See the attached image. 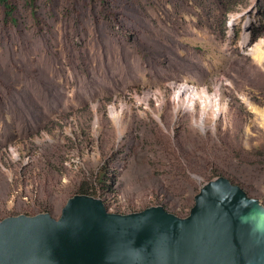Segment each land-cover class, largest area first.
Returning <instances> with one entry per match:
<instances>
[{"label":"rangeland","instance_id":"1","mask_svg":"<svg viewBox=\"0 0 264 264\" xmlns=\"http://www.w3.org/2000/svg\"><path fill=\"white\" fill-rule=\"evenodd\" d=\"M110 2H22L9 29L0 17V207H16L23 173L31 194L37 173L61 179L57 218L71 179L103 172L116 192L90 195L139 210L188 214L219 176L264 203V159L232 157L264 150V0Z\"/></svg>","mask_w":264,"mask_h":264},{"label":"water","instance_id":"2","mask_svg":"<svg viewBox=\"0 0 264 264\" xmlns=\"http://www.w3.org/2000/svg\"><path fill=\"white\" fill-rule=\"evenodd\" d=\"M0 264H264V203L226 176L202 185L185 216L162 205L111 212L77 193L58 218L2 219Z\"/></svg>","mask_w":264,"mask_h":264},{"label":"trees","instance_id":"3","mask_svg":"<svg viewBox=\"0 0 264 264\" xmlns=\"http://www.w3.org/2000/svg\"><path fill=\"white\" fill-rule=\"evenodd\" d=\"M103 2V7H106V4L108 5L110 0H100ZM22 2L28 3V5L35 11V0H0V17L2 18V24L6 29H9L10 27L20 26L21 25V14L19 13L18 9L19 6L22 4ZM189 101L193 103V99H189ZM155 138L157 139V142L163 149L170 150V138L164 135L162 129H155ZM175 153V152H174ZM244 153L241 149L232 151V157H235L239 159L244 164H255L263 161L264 159V150H252L249 153H247V156H243ZM83 170H80L78 173V176L81 177L83 174ZM32 176L33 173H23L21 174L20 179H16L18 183H23L25 186L23 187V192L16 196L14 195L15 205L16 207L12 210H8L7 207H0V221L4 219L5 217L9 215H16L20 213H28V214H36L39 212H52L53 205L51 202V196L54 195V192L62 189L63 186L61 184L60 180H55V176L51 173H37V177L43 176L44 181H38L33 186V192L29 193V190L27 187L30 186L32 183ZM92 177L85 175L84 178L79 179V182H75L74 177L71 179L72 183H76V190L72 193H82V194H92L97 195L96 186L98 183L101 185H104V187L107 188L109 191H115V183L112 182L113 180H108L109 177L105 175V172H103L100 177L98 176L94 179H91ZM42 179V178H40ZM50 179V182L47 180ZM230 179V178H229ZM20 180V181H19ZM55 180V181H54ZM233 183L238 184L242 186L250 196V190L252 189L249 186H245L244 184L237 183L232 178L230 179ZM27 186V187H26ZM33 195V198L31 195ZM116 196V194H115ZM100 197H102L100 195ZM104 197V196H103ZM114 197V196H113ZM112 197V198H113ZM107 206L112 208L115 212H128V211H138L139 209L136 207V202H130L126 204L125 202L117 201L115 198L111 201L105 200ZM169 209V208H167ZM170 210V209H169ZM112 212V211H111ZM176 214L185 216L187 213H184L182 211H174Z\"/></svg>","mask_w":264,"mask_h":264},{"label":"bare ground","instance_id":"4","mask_svg":"<svg viewBox=\"0 0 264 264\" xmlns=\"http://www.w3.org/2000/svg\"><path fill=\"white\" fill-rule=\"evenodd\" d=\"M260 119L264 122V113H259Z\"/></svg>","mask_w":264,"mask_h":264},{"label":"built area","instance_id":"5","mask_svg":"<svg viewBox=\"0 0 264 264\" xmlns=\"http://www.w3.org/2000/svg\"><path fill=\"white\" fill-rule=\"evenodd\" d=\"M204 93V92H203ZM202 94V93H201ZM201 98H204V96H203V94L200 96ZM109 208V207H108ZM109 210H110V208H109ZM112 212H115V211H113V210H111ZM124 213H126V212H124ZM26 214H28V213H26ZM14 215V214H13ZM17 215V214H16ZM10 216V215H9Z\"/></svg>","mask_w":264,"mask_h":264}]
</instances>
